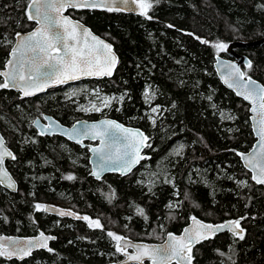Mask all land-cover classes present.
Masks as SVG:
<instances>
[{
  "label": "trees",
  "instance_id": "1",
  "mask_svg": "<svg viewBox=\"0 0 264 264\" xmlns=\"http://www.w3.org/2000/svg\"><path fill=\"white\" fill-rule=\"evenodd\" d=\"M141 1L151 4L146 16L68 9L108 39L119 56L113 77L97 80L108 93L124 96L107 116L140 127L149 137V157L128 175L94 179L86 147L35 131L32 119L40 113L65 124L76 119L72 103L51 97L60 88L32 98L0 89V130L15 153L6 165L17 181L16 192L0 187V234L56 235L51 251L37 250L23 260L0 256V264H107L116 251L108 232L156 242L157 224L163 223V233H178L192 215L212 222L239 217L244 229L242 240L225 232L193 246L194 264H264V187L251 181L236 154L253 142L248 105L220 83L212 64L215 54L223 55L216 43L264 38V0ZM29 2L0 0V68L16 32L32 26L26 16ZM237 50L252 62L250 69L242 65V70L264 85V41ZM147 86L154 89L152 103L163 109L153 128L147 127L143 115ZM220 110L234 118L222 121ZM97 117L93 113L84 118ZM176 141L185 148L182 157L170 158V165L176 163L174 186L159 182L149 190L136 173ZM152 146L158 151L150 152ZM68 175L75 179H65ZM173 200L179 201L176 209L168 207ZM41 202L96 218L101 227L38 211L35 206Z\"/></svg>",
  "mask_w": 264,
  "mask_h": 264
},
{
  "label": "snow or ice",
  "instance_id": "2",
  "mask_svg": "<svg viewBox=\"0 0 264 264\" xmlns=\"http://www.w3.org/2000/svg\"><path fill=\"white\" fill-rule=\"evenodd\" d=\"M116 2L117 0H110V2L109 0H63V2L61 0H31L28 7L34 9V13L29 14L28 19L35 20L40 27L21 37L19 43L12 47L10 55L14 60L10 59L7 62L12 71L0 72V76L4 77L3 82H0V89L18 88L27 97L33 95L34 91H43L47 86L64 84L68 81L78 80L82 76H111L117 63L115 55L112 54L111 45L93 36L88 29L82 28L78 23L73 24L61 14L65 8H105L107 11H120L119 7L113 6ZM120 3L127 4L128 0H120ZM133 3H136L141 9L140 15H147L148 9L151 7L150 3H144L141 0H133ZM53 12L55 16L51 15ZM16 36L20 37L21 34L16 33ZM89 39L92 43H89ZM201 42L207 43V41ZM213 46L218 51L227 48V44L223 43H216ZM29 53L32 55L29 56ZM245 63L249 69L252 67L251 61ZM229 67L231 72L224 78L225 83L230 88H234L238 96H243L245 100L251 101L253 105L251 110L256 113L252 119L254 125H258L254 126V131L259 136L260 151L247 157V163L252 165V179L258 184H264V87L258 86L250 77L246 79V73L242 72L236 65L233 64ZM241 88H243V91L240 90ZM75 94V92L71 93V95ZM145 95L147 97V92ZM119 99L122 100L123 97ZM257 101H259L258 108ZM110 102L111 100L106 99L104 101L105 106ZM92 108L95 111H100V108L95 105ZM83 110L88 111V109ZM156 111H158L157 108H152V112ZM221 116L223 117L224 114L221 113ZM228 118L232 119L234 117ZM33 123L38 122L34 121ZM153 123L155 124L154 120ZM100 125H103V128ZM100 125L92 124L89 126L85 124L79 129L74 125L72 131L65 130V134L70 139H76L78 143L81 136H91L92 139L100 137L102 147L90 149L99 154L100 166L109 163L119 164L122 172L130 171L135 163L143 159L139 154L140 148L142 145L148 146L144 143L148 138L142 132L124 128L115 121L104 120L100 122ZM112 130L124 134L123 151L116 144L119 138L113 134ZM45 134H51L49 128L40 131V135ZM105 137L110 142L106 141ZM114 146L116 149L115 154L105 152L106 147L111 149ZM238 155L244 158L243 154L238 153ZM5 157L15 159V156L4 146L3 139L0 138V172H3L2 166ZM257 171L259 174H256ZM92 174L99 178L98 172L94 171ZM3 175L7 176V173L3 172ZM65 179L73 180L75 177L68 175ZM8 186L12 187L13 185L9 184ZM35 207L38 211H49L48 208L40 204ZM168 207L172 208L174 205L169 204ZM136 211L139 215H144L142 208H137ZM58 214L60 216L73 215V213L65 211H59ZM76 218L88 221L90 228L101 227L98 220L93 221L86 216ZM192 219L197 225L196 228L185 229L184 235L179 238L169 233L168 241L159 248L137 247L136 254L130 255L128 259L143 264V258L148 256L152 259L153 264H171L172 260H176V264H191L193 245L201 240L208 239L209 235L227 230L233 236L239 235L241 240L244 239L243 229L240 228V220H231L213 226L203 224L197 221L195 217H192ZM108 235L117 242V252L126 251L128 245L127 243L121 244L122 237L112 232H108ZM48 239H53V237H45L41 233L35 244L29 241L25 247H8L0 244V256L20 255L22 258L30 254L32 247L47 248Z\"/></svg>",
  "mask_w": 264,
  "mask_h": 264
},
{
  "label": "water",
  "instance_id": "3",
  "mask_svg": "<svg viewBox=\"0 0 264 264\" xmlns=\"http://www.w3.org/2000/svg\"><path fill=\"white\" fill-rule=\"evenodd\" d=\"M61 2H63V0H61ZM109 2H110V0H109ZM30 3H31V0L28 3V5ZM28 5H27V17H28L29 14H33L34 13V9L29 8ZM113 6L114 7H119L121 9L120 11H125V12H128V13L140 15L141 9L137 6L136 3H133V0H128L127 4H122V3H120V0H117L116 4L113 5ZM67 9L68 8H65L63 10V12L61 14L62 16L67 17L73 24H77L78 23L79 25L82 26V28L88 29L89 32L93 36H95L98 39L103 40L105 43L111 45L112 54L115 55V57L117 59V63L115 65V68L112 70V75L111 76H91V77L82 76L78 80L68 81V82H66L64 84H54V85L47 86V87L44 88L43 91H34L33 90L34 94L31 95V96H37V95H39L41 93H45L50 88H54V87L62 86V85H67V84H71V83H76V82H80V81H84V80L110 79L111 77H113L115 69H116V67L118 65L119 56H118V54L116 53V51L114 49V45L108 39H106L105 37L101 36L100 34L96 33L95 31H93L91 29V27L88 26L87 24H85L80 18L72 17L68 12H66ZM70 9H75V8H70ZM99 9H105V8H99ZM51 15L55 16V13L53 12V13H51ZM30 21L34 23L32 28H30L29 30H25V31H19L18 33L21 34L20 37H17L15 35L14 42H13V44H12V46H11L9 52H8V57L5 60V62L3 64V67L0 69V72H11L12 71L11 66H9L8 63H7L10 59L14 60V58L10 55L12 47L19 43V40H20L21 37L30 34L31 32L37 30L40 27V25L35 20H30ZM81 39H83V38H81ZM263 41H264V38L257 39L255 41H250V42H246V41H242V40L229 41L227 43V48H225L223 50V55L215 54L214 57H213V63H212L213 64V69L215 71V75L218 78V80L220 81V83L224 87H226L227 89L232 91L233 94L236 97H238L239 99L243 100L248 105V121H249V126H250V129H251V133H252V136H253V142H252L251 146L248 149H246L244 151L238 150L236 152V154L237 155H238V153L243 154L244 158H242L241 155H238V157L240 159V162H241V165L249 173L251 181L254 184L262 186V187H264V184H258V183H256L255 180L252 179V176H253L252 165L247 163V157H249L250 155L260 151L259 136L257 135V132L254 131V126H258V125H254V121L252 119L253 116L256 115V113H253L252 110H251L252 107H253L252 102L249 101V100H245L243 98V96H238L236 94V90L234 88H230L228 86V84L225 83V79L224 78H226L228 73L231 72V68L229 67L230 65L234 64V65H236L237 68H239L242 72H244L242 70V65L246 66L245 62L246 61H250L248 59V57L244 53L239 52L237 49H243V48H245L246 46H249V45H258V44H261ZM70 43H71V41H70ZM89 43H92V41L90 39H89ZM53 54L55 55L56 53H53ZM28 55L31 56L32 54L29 53ZM26 69H27V66H26ZM249 77L252 80H254L258 86L264 87V85L260 81H258L257 79H255V78H253V77H251L249 75H246V79L249 78ZM3 79H4V77H3ZM233 79H235V77H233ZM241 83H243V82H241ZM8 89L19 90L18 88H8ZM240 90L243 91V88H241ZM21 97L25 98V96L23 95L22 92H21ZM27 97H30V96H27ZM258 105H259V101H257V108H258ZM104 120L115 121L116 123L122 125L124 128H128V129H131L133 131L138 130L139 132H142L144 134V136H146L148 138L144 142L146 145H148L149 137L144 132L143 129H141L140 127H137V126L124 124V123L118 121L117 119H115L113 117H108V116H103V117H99V118H96V119L76 118L75 120H73L69 124H65V123H62L60 120H58L55 117L46 116V114H44L43 115V119H41V118L40 119H35L34 121H37L38 123H33V125L36 127V129L38 130L39 133H40V131L42 129L49 128V130L51 131V134L52 133H56L57 135H59L60 137L66 139L69 142H72V143H74L76 145H79L81 147H87V149H88L87 162H88V165H89V175L91 177H93L94 179H100L104 175L110 174V173H117V174H119L121 176H126L129 173H131L132 170L136 169L141 161H143L144 159L149 157V154H147L145 152L147 146H143L142 145L141 148H140V153L139 154H140V156L143 157V159H140L138 163H135L132 166L130 171L122 172L120 170V165L119 164H110L109 163V164H103L102 167L100 166L101 165V161L99 159V154L90 150L92 148H100V147H102L100 137L92 139L91 136H81L79 138L80 142L78 143L76 139H70L69 136L65 134V130L68 131V132H71L74 125L76 126V128L79 129V128L82 127V125H85V124L89 125V126L92 125V124L100 125V122L104 121ZM49 126H51V127H49ZM100 127L103 128V125H100ZM112 131H113V134L116 137L119 138L116 141V144L119 145L120 148H121V151H123L124 150L123 149V143H124L123 136H124V134L120 133L118 131H115V130H112ZM0 138L3 139L4 146L8 149V151H10L14 155L13 151L11 150V148L5 143V139L2 136L1 132H0ZM105 139H106V141H108L107 137H105ZM108 142H110V141H108ZM115 150H116L115 146L112 147L111 149H109L107 147L105 148V152L106 153L111 152V153L115 154ZM6 159H12V158L11 157H5L4 158V164L2 166V169H3V172L7 173V176H4L3 172H0V186L3 187L6 191L16 192L17 191V182H16L15 178L11 175V173L6 168V165H5V160ZM94 171L99 173V178H97V176L92 174ZM256 174H259L258 171H257ZM9 184H12L13 186L9 187L8 186ZM44 206L49 209V211H44V212L46 214H50V215H53V216L63 217V216H60L58 214V212L59 211H65V212L73 213V215H65V216H71V217H74V218H76V217H84V215H82L80 213H77V212H75L74 210H72L70 208L63 207V206H60V205H56V204L51 203V202H45ZM192 217H195L197 221H200L203 224H211L213 226L218 225V224H222V223H225V222L231 221V220H240L241 221V219L238 217V218H233V219L222 220V221H219V222H212V221H205V220H203V219H201V218H199V217H197L195 215H192L190 217L189 221L182 227V229L178 233H173V232H169V233H171L172 235H174L177 238H179V237L184 235V230L185 229H194V228H196L197 225L193 221ZM240 228L243 229L242 226H240ZM225 232L229 233V234H232L231 232H229L227 230H223V231L217 232L215 235L221 234V233H225ZM243 232H244V229H243ZM41 233H43L45 237H53V239H48V241H47L48 247L47 248H42V247L36 246V247H32L31 252L32 251H36V250H48L50 248V242H52L56 238V235L54 233L44 232V231H41V232H38V233H35V234H28V235L0 234V244H3V245L8 246V247H12V246L25 247V246H27V242H29V241H31V242H33V244H35L37 239L41 236ZM169 233L165 234L164 238L161 241H156V242H148V241H144V240H134V239H130V238L125 237V236H120V237L123 238L122 241H121V244L123 245V244L127 243L128 247H127L126 251L121 252V257L119 259H117V260H115L113 262H110V264H140L139 261L130 260V259H128V257L130 255H135L136 252H137V247H140V246L148 247V248H159L160 246L164 245L168 241V234ZM213 236L214 235H209L208 239H211ZM208 239H205V240H208ZM205 240H201L200 242H203ZM197 244L198 243L194 244L193 246H195ZM29 255L23 256L22 258H21L20 255H13L11 257L3 256V257L6 258V259L14 258V259H17V260H21V259L26 258ZM171 263L176 264V260H172ZM143 264H153V261L148 256H145L143 258ZM191 264H194L193 261H191Z\"/></svg>",
  "mask_w": 264,
  "mask_h": 264
},
{
  "label": "rangeland",
  "instance_id": "4",
  "mask_svg": "<svg viewBox=\"0 0 264 264\" xmlns=\"http://www.w3.org/2000/svg\"><path fill=\"white\" fill-rule=\"evenodd\" d=\"M226 44V43H225ZM223 51V50H222ZM75 92V95H71V93ZM147 92V97L145 93ZM154 89L152 87H146L144 89L143 99L145 100L147 104V109L144 111L143 115L148 123V128H153L156 124L158 125L159 119L163 117V109H160V107L157 104L152 103V99L154 98ZM58 97L59 99L65 100L68 103H72L75 110V118H82L86 117L88 115H91L93 113H96L99 117L107 116L111 109L113 107L120 106V103L122 102L120 97H124L121 94L116 93H108L104 90V86L100 84L96 80L91 81H80L72 84H67L64 86H61L59 90L52 92L51 97ZM116 98V99H113ZM108 99L111 100V102L105 106L104 101ZM95 105L96 107L100 108V111L93 110L92 106ZM152 108H157L158 111L152 112ZM83 109H88V111H85ZM221 113L224 114V116H221ZM37 115L33 117L32 120ZM40 116L42 114L40 113ZM220 119L228 120V117H233L230 112L225 111H219ZM153 120L155 121V124L153 123ZM33 123V121H32ZM161 127V126H160ZM159 127V128H160ZM164 128L161 127V129ZM155 132V131H154ZM155 134V133H154ZM6 136V134H5ZM159 141V140H158ZM61 144H66V141L62 142ZM183 146V147H181ZM185 145L181 141L174 142L171 146L167 147L161 154L156 158L154 163H151L149 160L145 161L142 164V167L139 169V171L136 173L137 180L144 183L149 190L153 189L159 182H168L171 185L174 186V182L176 180L174 168H175V161L172 165H170V158L177 157V156H183ZM158 151V146L156 147H150V152ZM178 153V154H177ZM191 170V169H190ZM193 170V169H192ZM191 172L189 171V175L191 176ZM199 173H197L198 175ZM45 202H41L40 205L44 206ZM174 205L172 209L178 208L179 201L173 200L168 203ZM90 220H98V219H90ZM99 221V220H98ZM163 223L160 222L155 226L156 229L160 228V231L158 234V237L155 239L157 241H161L166 233H163L162 228ZM153 233H156L157 231H152ZM113 233V232H112ZM115 235H123L122 233H114ZM116 246V241L113 243ZM120 252L115 251L114 257L107 262V264H110V262H113L120 258Z\"/></svg>",
  "mask_w": 264,
  "mask_h": 264
},
{
  "label": "bare ground",
  "instance_id": "5",
  "mask_svg": "<svg viewBox=\"0 0 264 264\" xmlns=\"http://www.w3.org/2000/svg\"><path fill=\"white\" fill-rule=\"evenodd\" d=\"M12 44H13V42H12ZM12 46V45H11ZM11 48V47H10ZM1 79H2V81H3V77L1 76ZM8 90H13V89H8ZM14 91H17V92H19L20 93V97H21V92L19 91V90H14ZM32 97H35V96H30V97H25V98H32ZM22 98V97H21ZM44 114H46V116H50V117H54L53 115H51V114H48V113H43L42 114V116H37V117H35L34 118V120L35 119H40V118H43V115ZM33 120V121H34ZM30 122V121H29ZM39 133V132H38ZM40 134V133H39ZM45 135H48V136H51V135H57L56 133H52V134H45ZM10 160H12V159H6L5 160V165H6V162L7 161H10ZM6 168H7V165H6ZM7 170H8V168H7ZM9 171V170H8ZM10 172V171H9ZM12 175V174H11ZM13 176V175H12ZM14 177V176H13ZM16 180V179H15ZM17 182V181H16ZM81 214V213H80ZM82 215H84V214H82ZM63 217H71V216H63ZM84 217H85V215H84ZM71 218H73V219H76V218H74V217H71ZM37 251V250H36ZM34 251H32L31 253H30V255H32V253H33ZM30 255L29 256H27L26 258H28V257H30ZM26 258H24V259H26ZM6 259V258H5ZM12 259H14V258H12ZM15 260H17V259H15ZM21 260H23V259H21Z\"/></svg>",
  "mask_w": 264,
  "mask_h": 264
},
{
  "label": "flooded vegetation",
  "instance_id": "6",
  "mask_svg": "<svg viewBox=\"0 0 264 264\" xmlns=\"http://www.w3.org/2000/svg\"><path fill=\"white\" fill-rule=\"evenodd\" d=\"M50 91V90H49ZM98 118V117H97ZM95 119V118H94ZM57 136H59V135H57ZM60 137V136H59ZM66 140V139H65ZM69 142V141H68ZM12 151H13V149H12Z\"/></svg>",
  "mask_w": 264,
  "mask_h": 264
}]
</instances>
